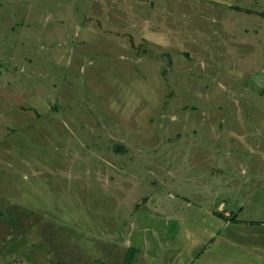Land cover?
Masks as SVG:
<instances>
[{
  "label": "rangeland",
  "instance_id": "rangeland-1",
  "mask_svg": "<svg viewBox=\"0 0 264 264\" xmlns=\"http://www.w3.org/2000/svg\"><path fill=\"white\" fill-rule=\"evenodd\" d=\"M254 248L264 0H0V264Z\"/></svg>",
  "mask_w": 264,
  "mask_h": 264
},
{
  "label": "crops",
  "instance_id": "crops-1",
  "mask_svg": "<svg viewBox=\"0 0 264 264\" xmlns=\"http://www.w3.org/2000/svg\"><path fill=\"white\" fill-rule=\"evenodd\" d=\"M218 172V171H217ZM215 172V173H217ZM216 176L219 175L218 177H216V182L224 187V188H228L230 187V184L226 183L228 186H225V183L222 184V182H220L219 177H221V172L215 174ZM224 200H221L220 198V194L217 191L214 194V197L212 199V204L211 207L213 205V213L212 215H217L219 218H221L224 222L225 225L227 226L228 221H226L229 217H230V213L232 214V212L229 211H225V207L227 204L223 203ZM228 207L230 209H236V204L231 202L228 203ZM224 211V213L222 214V212ZM205 214H207L204 211ZM222 214V215H221ZM222 216H224L222 218ZM226 216V217H225ZM229 220V219H228ZM230 222V221H229ZM248 238V243L250 245H252L253 243V236L252 235H247ZM224 254L220 253L217 256L218 262L215 261L216 264H264V249L262 248H254V249H244L243 251H239V253H233L231 250H226L223 251ZM146 253H137V257L134 256L132 264H145L146 260L148 258V255H145ZM228 254V255H227ZM223 258H228L229 262L226 260V262H223ZM71 256H70V260H71ZM234 259V260H233ZM238 259H241L240 261L236 262ZM69 260V261H70ZM135 260V262H134ZM225 260V259H224Z\"/></svg>",
  "mask_w": 264,
  "mask_h": 264
},
{
  "label": "trees",
  "instance_id": "trees-1",
  "mask_svg": "<svg viewBox=\"0 0 264 264\" xmlns=\"http://www.w3.org/2000/svg\"><path fill=\"white\" fill-rule=\"evenodd\" d=\"M232 214H233V215H232ZM232 214H231L232 216L228 218L229 221H230V220L235 221L236 218H237V216H236L235 213H232ZM132 254H133V253L131 252V254L128 255V256L126 257V259H125V261H124L125 264H131V263H132V260H133V256H132Z\"/></svg>",
  "mask_w": 264,
  "mask_h": 264
}]
</instances>
